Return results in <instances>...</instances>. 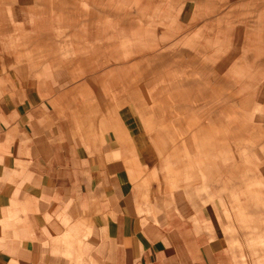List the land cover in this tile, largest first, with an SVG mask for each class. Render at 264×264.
<instances>
[{"label": "rangeland", "instance_id": "374dc122", "mask_svg": "<svg viewBox=\"0 0 264 264\" xmlns=\"http://www.w3.org/2000/svg\"><path fill=\"white\" fill-rule=\"evenodd\" d=\"M63 2L0 0V73L101 88L103 98L117 83L166 151L169 189L193 185L212 264H264V0ZM113 67L117 80L103 76ZM167 151L190 172L172 169Z\"/></svg>", "mask_w": 264, "mask_h": 264}, {"label": "crops", "instance_id": "0c3cea01", "mask_svg": "<svg viewBox=\"0 0 264 264\" xmlns=\"http://www.w3.org/2000/svg\"><path fill=\"white\" fill-rule=\"evenodd\" d=\"M10 76L0 73V264H212L193 185L187 195L169 189L159 172L166 151L117 83L103 98L101 88ZM103 76L117 80V67ZM167 152L172 169L190 172Z\"/></svg>", "mask_w": 264, "mask_h": 264}]
</instances>
